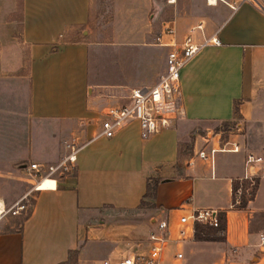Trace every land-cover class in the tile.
<instances>
[{"label":"crops","instance_id":"1","mask_svg":"<svg viewBox=\"0 0 264 264\" xmlns=\"http://www.w3.org/2000/svg\"><path fill=\"white\" fill-rule=\"evenodd\" d=\"M94 2L0 0V165L54 164L67 153L61 139L75 138L80 146L74 173L53 186L11 198L0 187L6 208L33 199L17 227L0 222V264H63L73 251L75 264L116 260L137 242L147 244L158 220L168 222L171 238L161 264H264L259 165L249 170L257 178L252 200L244 209L231 207L232 182L248 173L246 154L261 156L264 142L247 148L237 135L222 138L211 128L236 119L258 124L264 116V94L256 96L264 89V0H131L128 11L140 20L110 37L93 28ZM197 24L200 29L190 30ZM166 26L174 33L162 35L166 45L157 44ZM189 32L196 42L215 33L220 43L202 48L182 69L183 116L147 140L136 122L112 138H95L103 113L125 105L132 89L153 87L165 73L168 51ZM5 114L24 117L23 130L32 131L31 145L25 138L26 148L13 159L3 152ZM35 128L42 135L37 142ZM200 151L205 160L197 158ZM148 184H155L148 224H111L117 213L140 207ZM195 209L218 211L222 236L199 241L187 231L175 244L178 219Z\"/></svg>","mask_w":264,"mask_h":264},{"label":"built area","instance_id":"2","mask_svg":"<svg viewBox=\"0 0 264 264\" xmlns=\"http://www.w3.org/2000/svg\"><path fill=\"white\" fill-rule=\"evenodd\" d=\"M174 0H169L173 2ZM215 1V0H214ZM254 2L255 0H239V2ZM209 3L208 0H206ZM232 9L234 7H231ZM200 29V24L190 28ZM174 30L170 26H166L163 32L156 36L157 44L166 45L162 41V35H172ZM220 42L215 33L203 38L199 42L192 39L190 32L184 37L178 47H173L168 51L165 59V73L157 83L150 88H134L129 92L127 103L122 107L108 108L100 121L99 130L95 138L104 137L112 138L119 133L124 127L132 122L139 125L140 137L147 140L150 137L171 128L174 121L184 114L183 96L181 89L180 73L187 66L189 61L202 48L209 45H218ZM67 149L66 155L57 163H30L22 169L30 178L32 191H38L37 185L45 180H53L55 183L63 177L70 176L75 171L76 155L80 146L72 139L65 144ZM231 151H237V146L232 145ZM214 150H210V155ZM197 158L205 160L206 155L200 151ZM262 156H253L246 154L244 163L247 167V175L239 180V184L245 181L248 186L245 189L241 185L236 189L231 207H236L240 203L242 195H248L254 187V180L257 178L249 172L259 165H263ZM189 163L187 164V166ZM24 199V198H23ZM22 199V200H23ZM18 201L14 205L6 208L0 198V222L5 219L8 214L16 215L24 206H19ZM196 225H201L209 229H219L220 213L211 209H195L178 219V236L173 241L179 245L187 239V231L194 234ZM223 231L219 230L218 235L222 236ZM171 240L168 222L166 220H158L154 223L153 230L149 233L146 249L133 248L127 255L116 260H103L100 264H161L164 249ZM263 237L260 241L263 242ZM182 259V254L177 253L175 260Z\"/></svg>","mask_w":264,"mask_h":264},{"label":"rangeland","instance_id":"3","mask_svg":"<svg viewBox=\"0 0 264 264\" xmlns=\"http://www.w3.org/2000/svg\"><path fill=\"white\" fill-rule=\"evenodd\" d=\"M131 0H95L94 2V9L98 13L97 18L94 21L93 28L99 29L101 32L106 30L108 35H103V37H110L112 30L115 29L117 33L123 32L127 27L131 25H136L140 20L138 13H131L128 11L127 5ZM108 30V31H107ZM117 72V69H115ZM263 88H258V92L256 93L257 97H261L264 94ZM5 97V111L7 108V102ZM264 102V100H263ZM260 121L258 124H250L241 122L240 120L236 119L228 124H219L217 126H211L212 132H219L220 137H227L228 135L234 136L236 139L243 142V144L247 148H253L254 146H260L264 142V116H260ZM241 123V127L235 126L236 123ZM27 121L24 117L18 116H8L7 114L3 117V130H2V137L4 140V155L8 157V159L14 158V153L20 151L22 152L23 148H26L23 145V141L27 138L28 141L25 142L31 143V134L32 131L29 130L27 133L23 130L24 126H26ZM31 128V127H29ZM34 135L37 136L36 142L40 139L38 137L37 128L34 130ZM39 134H41L39 132ZM67 138L61 139L59 141L60 147L65 150V144L69 143L72 139L75 138ZM35 139V138H34ZM19 144L22 146L16 148L14 144ZM31 145V144H30ZM29 145V146H30ZM35 145V143H34ZM264 161V153L261 155ZM52 162V161H50ZM22 167L19 163H5L0 165V169L3 170L4 175L0 178V187L6 197L11 198L13 195L23 194L24 193H31L32 186L30 184V178L26 175V173L20 169ZM261 171L264 174V162L261 165ZM27 197V196H26ZM33 199L30 197L25 198L19 204V206H24L23 209L18 211V214L12 215L8 214L5 219L8 220L10 223L12 222L15 224L14 226L17 227L18 224L27 216L30 211ZM151 202L145 201L142 206H140L137 210L132 213H117L113 216V219L109 222L111 224H115L117 226H123L124 224L130 226H137L140 223L144 222L148 224V221L151 216H153L154 211L151 208ZM8 208V207H7ZM139 245L141 250L146 248V244L142 241L137 242L135 244Z\"/></svg>","mask_w":264,"mask_h":264},{"label":"trees","instance_id":"4","mask_svg":"<svg viewBox=\"0 0 264 264\" xmlns=\"http://www.w3.org/2000/svg\"><path fill=\"white\" fill-rule=\"evenodd\" d=\"M237 105H238V101H234L233 105H232V115L234 117H237ZM240 185H241L242 189H245L248 186V182L243 181V182H241V184H239L238 182H232V185H231L232 199H231V201H233L234 193ZM256 185H257V180H254V187L252 188V191H250V193H248V195H242L240 198L239 205L236 207H233V208L244 209L247 202L252 200ZM154 197H155V184H152V185L148 184L147 185V191L143 197V201L141 202L140 206H142L145 201L152 202L154 200ZM151 207H152V205H151ZM223 223H224L223 217L220 216V227H219V229L213 230V229H209L207 227L201 226V225H196L195 229H194V234H193L194 239L199 240V241H211V240L220 239L221 236L218 235V232H219V230L224 232ZM77 256H78V251L70 252L68 260L63 264H75Z\"/></svg>","mask_w":264,"mask_h":264},{"label":"bare ground","instance_id":"5","mask_svg":"<svg viewBox=\"0 0 264 264\" xmlns=\"http://www.w3.org/2000/svg\"><path fill=\"white\" fill-rule=\"evenodd\" d=\"M209 2L213 1L212 4H214V0H208ZM53 183H55L53 180L45 179L41 181L38 185H41L43 187H51L53 186ZM56 184V183H55Z\"/></svg>","mask_w":264,"mask_h":264},{"label":"water","instance_id":"6","mask_svg":"<svg viewBox=\"0 0 264 264\" xmlns=\"http://www.w3.org/2000/svg\"><path fill=\"white\" fill-rule=\"evenodd\" d=\"M24 167H25V166H22V167H20V169L22 170V169H24Z\"/></svg>","mask_w":264,"mask_h":264}]
</instances>
